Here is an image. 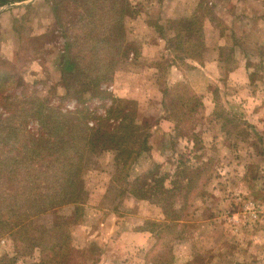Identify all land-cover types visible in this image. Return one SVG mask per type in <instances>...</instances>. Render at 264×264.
<instances>
[{
  "label": "rangeland",
  "instance_id": "rangeland-1",
  "mask_svg": "<svg viewBox=\"0 0 264 264\" xmlns=\"http://www.w3.org/2000/svg\"><path fill=\"white\" fill-rule=\"evenodd\" d=\"M132 1L139 28L133 27L130 41L138 54L118 65L113 83L102 85L106 99L67 96L59 66L64 39L43 0L0 7V75L10 77L0 94V114L7 115L12 100L17 109L43 100L62 112L87 109L88 125L94 126L113 101L124 100L150 134L152 150L132 174L139 181L114 182L116 153L94 154L83 176L79 221L76 205L67 204L42 216L40 224L64 222L72 246L84 253L81 264H264V0H244L247 17L235 0H200L173 19L152 10L149 24L140 21L142 1ZM210 1L243 15L244 23L230 32ZM186 19L202 23L203 40L197 32L192 48L179 50L188 52L180 59L170 42ZM205 98L214 109L204 106ZM39 129L33 123L32 132L39 135ZM164 177L166 185L175 181L168 207L181 220L170 234L162 231L160 206L123 194L145 183L154 188ZM13 245L1 241L0 258L14 256Z\"/></svg>",
  "mask_w": 264,
  "mask_h": 264
},
{
  "label": "trees",
  "instance_id": "trees-1",
  "mask_svg": "<svg viewBox=\"0 0 264 264\" xmlns=\"http://www.w3.org/2000/svg\"><path fill=\"white\" fill-rule=\"evenodd\" d=\"M24 1L27 0H0V7ZM43 1L64 39L59 66L67 96L75 99L76 93H91L92 98L106 99L107 91L101 90L102 85L113 83L118 65L138 54L130 41L138 15L133 1ZM184 21L187 26L175 30L170 42V49L180 59H186L188 52L179 55V50L192 48L190 41L197 32L203 40L202 23L198 26V20ZM6 74L0 75V94L10 83ZM177 98L174 101L181 103ZM82 100L78 97V104ZM190 102L191 99L182 101V105L188 106ZM112 103L108 116L98 119L94 126H89L87 109L62 112L48 107L43 100L19 109L12 100L7 115L0 114V242L12 243L15 249L14 256L4 255L0 264H81L86 259L83 252L72 246V235L64 222L56 221L48 227L41 225L40 219L61 206L75 204L76 223L79 221L86 199L83 176L94 154L116 153L114 182L141 179L132 174L140 158L148 157L152 150L148 127L138 120L136 111L127 109L129 102ZM113 119L118 120L117 124H110ZM33 123L40 128L39 135L32 132ZM157 180L154 188L145 183L141 188L130 187L123 194L160 206L166 217L162 231L170 234L181 222L177 212L170 214L168 207L175 191L169 186L175 181L166 185V177ZM168 220L170 223H166ZM144 230L162 237V231Z\"/></svg>",
  "mask_w": 264,
  "mask_h": 264
},
{
  "label": "crops",
  "instance_id": "crops-1",
  "mask_svg": "<svg viewBox=\"0 0 264 264\" xmlns=\"http://www.w3.org/2000/svg\"><path fill=\"white\" fill-rule=\"evenodd\" d=\"M139 1L140 2L142 1V6H141V4H139L140 7H144L142 19L140 18V21L142 20L141 23L143 21L148 23L149 20H152L153 18H155V17L150 16L151 13L153 12L152 10L156 11L157 17H164V14H169L168 18L173 19V17L180 10V8L182 9L183 7L188 6L189 4L198 5L200 2V0H139ZM244 2H245L244 0H235L234 4L236 6H238V9L240 10V14L244 13V15L247 17V12H249V9L248 10L245 9L244 11H241L242 10L241 6ZM210 4L212 6H215L214 7L215 13L226 23L227 26L230 27V30H229L230 32H232V30L238 29L241 25L240 21L243 22L245 19V17L243 15L240 16L239 13H238V16L236 17L235 14H232V12L229 11L227 8H224V7L221 8L220 6L218 7L213 1H210ZM208 21L211 22V20H208ZM210 22H208V24ZM134 24H135V26H134L135 28H139L137 18L134 21ZM209 25H208V27H209ZM210 27H211V25H210ZM212 28H215V27L212 26ZM217 32L221 35L220 30L216 31L214 29V33L217 34ZM137 34L138 33H136V35ZM231 44L233 45V43H231ZM203 71H205V70L203 69ZM206 73H208V72H206ZM202 101L204 103V106L209 107L210 104H212L213 105L212 108L214 109V103L212 102L213 100H209V98H205Z\"/></svg>",
  "mask_w": 264,
  "mask_h": 264
}]
</instances>
